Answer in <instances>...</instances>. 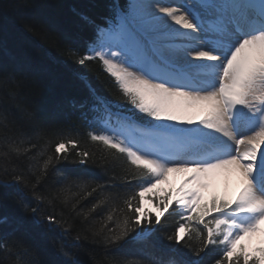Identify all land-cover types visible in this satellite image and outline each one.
<instances>
[{"label": "snow or ice", "instance_id": "6c2138e0", "mask_svg": "<svg viewBox=\"0 0 264 264\" xmlns=\"http://www.w3.org/2000/svg\"><path fill=\"white\" fill-rule=\"evenodd\" d=\"M110 12L93 24L83 53L47 17L23 26L75 65L98 63L119 92L107 100L81 77L88 97L72 107L87 129L83 142L62 129L59 113L21 102L26 82L41 87L38 68L0 63V199L11 197L23 217L56 233L58 256L45 261L14 229L0 235V264H201L184 248L195 257L218 249L214 264H264V0H126ZM193 111L203 114L199 121ZM89 165L111 175L103 180ZM173 172L189 175L175 193H154ZM219 174H238L241 187L233 198L205 202ZM166 214L178 219L163 239L179 249L159 244ZM7 223L0 216V226ZM258 234L259 246L241 243ZM69 240L76 249L102 246L100 258L81 260ZM126 243L141 244L144 259L112 253Z\"/></svg>", "mask_w": 264, "mask_h": 264}, {"label": "trees", "instance_id": "16d2710c", "mask_svg": "<svg viewBox=\"0 0 264 264\" xmlns=\"http://www.w3.org/2000/svg\"><path fill=\"white\" fill-rule=\"evenodd\" d=\"M17 2V0H0V63H9L13 60L17 62L29 63L40 70L42 76L41 87H33L29 83H25L21 89V102L25 98L40 103L47 113L52 116L57 113L59 123L63 130L71 131L72 134L79 133L82 142L86 140V127L83 121L77 120L75 117L78 113H74L72 105L79 104L88 97V88L82 82L83 77L89 82L97 92L107 100H115L119 97V92L115 89L111 78L103 73L98 63L90 62L87 67H80L65 59L57 48L49 43H44L41 38L23 30V26L31 20L33 15H39L49 18L54 24L58 25L63 31L76 41L81 53L87 50V43L93 36V24L103 25L105 17L111 15L110 6L115 3L117 7L126 3V0H27L30 5L27 8L16 10L8 5ZM85 15L93 23H84L81 16ZM49 94V95H47ZM49 98L55 99L58 106H54V111L50 110L46 103ZM54 103V102H53ZM59 167L65 170L83 169L84 166L62 164ZM87 169L97 177L107 180L108 176L103 174L101 169L94 165L87 166ZM10 193L14 189L8 190ZM218 198L217 194L211 195L205 202L212 198ZM29 199V202L32 201ZM92 200L83 201V205L90 206ZM145 206V209L156 212L151 205ZM67 211V210H65ZM6 215L8 223L0 226V235L10 233L14 229H19L25 233L30 242L37 245L41 251L42 258L48 262L58 260L55 250L50 244L56 233L47 232L45 229L32 223L30 217H23L20 211L15 207L11 197L8 199H0V216ZM100 219V215L96 216ZM166 223L163 224L159 237V244L165 247L181 248V245H169L163 239L165 233L171 232L175 227L177 216H165ZM81 227L77 218L73 232ZM71 241L68 246L73 252L79 255L84 261L89 260V254H95L100 258L103 251L100 245L86 244L83 249L71 247ZM195 246V240L190 241ZM141 244L126 243L120 248L113 249L114 255L125 256L129 259H144ZM155 251L159 255L158 249ZM182 251L186 254V258L199 260L201 264H214V259L218 256V249L206 250L201 257L193 256L188 249Z\"/></svg>", "mask_w": 264, "mask_h": 264}, {"label": "rangeland", "instance_id": "374dc122", "mask_svg": "<svg viewBox=\"0 0 264 264\" xmlns=\"http://www.w3.org/2000/svg\"><path fill=\"white\" fill-rule=\"evenodd\" d=\"M47 95H49V94H47ZM53 104H55L54 106H58V104L56 103V100L55 99L49 98V101L46 103V105L47 106L49 105V108H51L50 110H53L54 109ZM193 114H196V113H193ZM193 114H190V116L193 115ZM188 175H189V173H185V172H173V173H170L169 176H168V179L166 181L158 184L156 186V188L153 189V192L159 194L160 196L165 195L168 191H172L173 193H175V190L180 187V185L182 184V182L184 181V179ZM222 175H224V174H222ZM214 184L219 187L222 195H226L228 193H232V194L236 195L237 192H238L237 191L238 190L237 188H240V187H238L236 185L230 184L229 187H227V188L224 189L222 187L223 185L221 186V181L218 180V175H217L209 183L208 188H206L203 191V195H205L207 193V189H209V187H213ZM151 194L152 193H149L147 195H151ZM145 202L146 203L144 205L149 204V203H147V201H145ZM261 227L264 228V225H262ZM260 240H261V236L258 234L257 236L252 237L250 240H249V238H245V240H243L241 242H244L246 244V246H248L249 249H251L252 247L259 246Z\"/></svg>", "mask_w": 264, "mask_h": 264}, {"label": "bare ground", "instance_id": "6f19581e", "mask_svg": "<svg viewBox=\"0 0 264 264\" xmlns=\"http://www.w3.org/2000/svg\"><path fill=\"white\" fill-rule=\"evenodd\" d=\"M220 181H221L222 185L223 186L225 185L226 187H229L230 184L241 187V180H240V177L238 174H224L223 176L221 175ZM237 189L239 191L240 188H237Z\"/></svg>", "mask_w": 264, "mask_h": 264}]
</instances>
